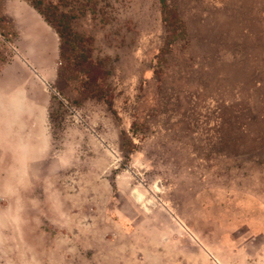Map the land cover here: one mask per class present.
Segmentation results:
<instances>
[{
  "label": "rangeland",
  "instance_id": "obj_1",
  "mask_svg": "<svg viewBox=\"0 0 264 264\" xmlns=\"http://www.w3.org/2000/svg\"><path fill=\"white\" fill-rule=\"evenodd\" d=\"M3 87L0 264H264V0H0Z\"/></svg>",
  "mask_w": 264,
  "mask_h": 264
},
{
  "label": "crops",
  "instance_id": "obj_2",
  "mask_svg": "<svg viewBox=\"0 0 264 264\" xmlns=\"http://www.w3.org/2000/svg\"><path fill=\"white\" fill-rule=\"evenodd\" d=\"M17 6L18 13L16 17H19L23 21L25 27V33L22 34L23 41L20 42V45L18 42L19 50L27 61L25 63H28L31 68H35L39 72L41 70L46 71V69L52 67L56 61L57 39L54 37L51 30L41 21L40 17L30 9L31 7L29 8L27 4L23 2L20 3V1ZM28 60H30V63ZM19 76H21V74H19ZM31 105V103L27 104L22 89L7 90L4 87L0 88V116H9L11 125L18 127L22 124L25 115L31 113ZM15 132L17 133V140H21L22 138V142L25 140V145L27 144L32 148L34 139H27V137L22 134L23 129L18 130L17 128ZM7 133H9V131ZM24 136L25 138H23ZM24 146H21V149L24 148ZM37 147L38 146H35L33 148L35 152ZM26 150L31 153L29 149L26 148ZM31 155L32 154H30V157Z\"/></svg>",
  "mask_w": 264,
  "mask_h": 264
},
{
  "label": "trees",
  "instance_id": "obj_3",
  "mask_svg": "<svg viewBox=\"0 0 264 264\" xmlns=\"http://www.w3.org/2000/svg\"><path fill=\"white\" fill-rule=\"evenodd\" d=\"M37 8H38V7H37ZM47 20L49 21V23H52L48 18H47ZM169 24H171V23H169ZM172 34H174V32H173ZM61 37L64 38V36H62V35H61ZM97 79H98V78H95V79H93L92 81L94 82V81H96Z\"/></svg>",
  "mask_w": 264,
  "mask_h": 264
},
{
  "label": "bare ground",
  "instance_id": "obj_4",
  "mask_svg": "<svg viewBox=\"0 0 264 264\" xmlns=\"http://www.w3.org/2000/svg\"><path fill=\"white\" fill-rule=\"evenodd\" d=\"M138 199H140V197ZM140 200H142V198Z\"/></svg>",
  "mask_w": 264,
  "mask_h": 264
}]
</instances>
